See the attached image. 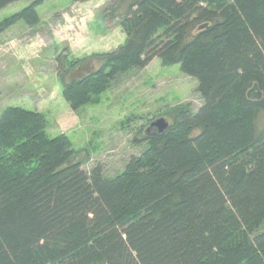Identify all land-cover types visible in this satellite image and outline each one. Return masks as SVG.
Segmentation results:
<instances>
[{
  "label": "trees",
  "instance_id": "16d2710c",
  "mask_svg": "<svg viewBox=\"0 0 264 264\" xmlns=\"http://www.w3.org/2000/svg\"><path fill=\"white\" fill-rule=\"evenodd\" d=\"M28 1L0 34L40 25L48 0ZM106 18L123 45L57 59L73 112L156 58L198 81L202 107L165 112L168 129L145 132L148 148L113 178L100 165L87 172L86 149L51 138L46 115L7 108L0 264H264V0H114Z\"/></svg>",
  "mask_w": 264,
  "mask_h": 264
},
{
  "label": "rangeland",
  "instance_id": "374dc122",
  "mask_svg": "<svg viewBox=\"0 0 264 264\" xmlns=\"http://www.w3.org/2000/svg\"><path fill=\"white\" fill-rule=\"evenodd\" d=\"M113 1L48 0L37 9L38 27L21 21L0 34V117L9 107L46 115L49 136H68L75 149H86L79 157L83 168L91 172L100 165L109 178L148 148L145 132L152 122L167 120L164 114L173 107L186 105L197 112L203 104L195 78L185 75L181 65L166 67L156 58L144 70L119 78L94 104L72 111L63 97L57 59L65 51L88 58L124 44L118 22L106 18ZM31 3L19 0L1 10L0 25ZM258 124L264 127V112Z\"/></svg>",
  "mask_w": 264,
  "mask_h": 264
},
{
  "label": "water",
  "instance_id": "95a60500",
  "mask_svg": "<svg viewBox=\"0 0 264 264\" xmlns=\"http://www.w3.org/2000/svg\"><path fill=\"white\" fill-rule=\"evenodd\" d=\"M169 127V122L165 118H160L151 123L149 129L147 130V134L151 133H164Z\"/></svg>",
  "mask_w": 264,
  "mask_h": 264
},
{
  "label": "flooded vegetation",
  "instance_id": "af4514ba",
  "mask_svg": "<svg viewBox=\"0 0 264 264\" xmlns=\"http://www.w3.org/2000/svg\"><path fill=\"white\" fill-rule=\"evenodd\" d=\"M149 129V128H148Z\"/></svg>",
  "mask_w": 264,
  "mask_h": 264
}]
</instances>
